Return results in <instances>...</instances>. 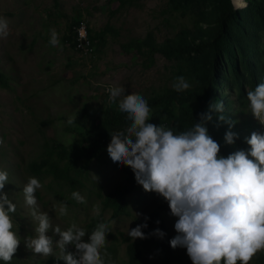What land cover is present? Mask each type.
<instances>
[{
    "label": "rangeland",
    "instance_id": "374dc122",
    "mask_svg": "<svg viewBox=\"0 0 264 264\" xmlns=\"http://www.w3.org/2000/svg\"><path fill=\"white\" fill-rule=\"evenodd\" d=\"M242 2L237 7L232 0H0V17L8 21V35L0 36V72L8 84V88L0 85V171L8 173L2 191L16 205L11 215L13 231L20 237L10 264H45L51 257L34 254L25 247V238L34 237L38 225L31 215L32 206L25 203L23 187L29 177L42 185L35 192L36 211L47 213L52 227L58 226L61 231L75 223L86 231L82 239H88L99 223L93 208L100 205V222L110 227L102 249L110 254V258L105 257L110 264H128V242L124 238L135 219L145 220L164 201L154 192H145L129 167L114 164L107 147L95 160H77L70 171L71 185L57 182L52 175H34L28 168L29 162L44 154L45 140L77 145L80 137L73 130L79 118L84 116L90 122L118 108L117 103L108 102L109 87L121 86L125 95L134 92L158 103L165 98L167 101L151 106L150 119L166 106L167 112L155 124L179 134L188 129L181 130L177 118L184 108L196 105L195 100L182 95L202 92L211 80L205 113L211 103L222 102L223 114L235 122L231 131L238 134L231 145L224 139L217 140L219 154L221 147L234 152L244 145L248 150L250 134L264 133V125L252 116L246 98V92L264 80V18L251 5L259 6L264 16V0ZM231 7L241 16L221 24ZM81 19L88 23L93 36L102 34L91 55L69 44L68 38ZM51 29L58 33L59 46L49 44ZM163 48L174 53L165 55L159 50ZM179 76L185 77L189 89H173ZM70 116H76L71 126L66 123ZM211 121L217 123L216 113ZM221 125L224 134L228 125ZM127 180L134 182L133 188L126 194L124 210L113 216L112 207H106L104 201ZM74 191L87 202L75 201L71 195ZM61 204L67 205L64 216L59 215ZM159 212L176 235L177 218L170 214L169 207ZM52 227L46 235L53 241L52 256H59L56 242L60 237ZM65 250L76 252L73 245H66ZM144 256L152 263L160 260L154 249L144 251ZM0 264L5 262L0 260Z\"/></svg>",
    "mask_w": 264,
    "mask_h": 264
},
{
    "label": "clouds",
    "instance_id": "9594fccd",
    "mask_svg": "<svg viewBox=\"0 0 264 264\" xmlns=\"http://www.w3.org/2000/svg\"><path fill=\"white\" fill-rule=\"evenodd\" d=\"M7 35L8 21L0 17V36ZM49 44L54 47L60 44L54 29L50 30ZM172 87L182 92L190 84L179 76ZM107 92L109 104L117 103L130 122L124 131L110 134L107 154L114 164L129 167L135 182L145 192H154L167 202L170 214L177 218L176 235L169 241L170 247L186 249L192 264H221L222 260L223 264L237 261L249 264L257 252L264 250V133L250 134L246 140L248 150L239 149L222 156L220 144L206 126L216 113L217 125H228L224 142L231 145L238 138L231 131L235 122L223 114L222 102L211 103L209 111L201 113L190 129L174 134L163 125L149 123L151 109L142 95L134 92L125 95L121 86L109 87ZM246 98L252 116L264 125V80L254 90H248ZM75 120L76 116H70L66 123L71 126ZM7 183L8 173L0 171V260L10 264L20 237L13 231L11 214L16 212V205L2 191ZM41 187L33 177L23 187L25 203L32 206L31 215L38 222L35 236L25 238V247L34 254L53 257V241L46 235L52 227L49 216L35 209V192ZM71 195L80 204L87 202L79 192ZM93 211L99 216L100 205H95ZM66 214L67 205L61 204L59 215ZM146 227V222L138 224L128 231V236L133 241L146 239L142 231ZM52 230L60 237L56 246L64 264H110V259H105L110 254L102 252L106 234L110 232L108 223H97L86 242L82 239L86 231L75 223L64 231L58 226ZM154 234L160 238L165 235L158 228ZM66 245H73L75 254L66 252Z\"/></svg>",
    "mask_w": 264,
    "mask_h": 264
},
{
    "label": "trees",
    "instance_id": "16d2710c",
    "mask_svg": "<svg viewBox=\"0 0 264 264\" xmlns=\"http://www.w3.org/2000/svg\"><path fill=\"white\" fill-rule=\"evenodd\" d=\"M233 4L239 7L243 4L242 0H232ZM251 2V0H250ZM252 7L259 13L260 18L263 20L264 16L261 14L262 10L259 6L251 3ZM227 16L222 17L221 24L229 20L231 17H239L241 14L239 10L232 8ZM78 23V21H77ZM76 23V24H77ZM75 24V25H76ZM223 32V27H222ZM89 38L94 46L97 41V37L102 34L92 35L90 27L88 29ZM73 36L72 33L70 45L73 46ZM228 37H224L225 40ZM95 49V48H94ZM165 55H171L174 51L168 48L159 49ZM216 53L219 55L220 50L217 49ZM214 56V62L216 61ZM216 63V62H215ZM0 85L4 88H8V84L4 78V75L0 72ZM211 80L208 81V85L203 89L202 92H190L188 94H183L184 99L195 100L196 105L193 108H184L182 110V116L177 118L181 130H186L191 128L196 122L199 121V115L205 113L208 103L210 101L211 94ZM147 100V99H146ZM162 101H167L165 98L159 99ZM160 102V103H161ZM148 106H158L156 100H147ZM168 108L166 106L160 107L158 111L154 112L152 118L149 119V123H156L162 115L167 112ZM86 117L82 116L77 120V125L74 127V134L79 135L78 144H69L68 146L56 143L52 139L45 140L42 144L44 148V154H42L39 160H34L29 162L28 168L34 175L48 174L52 175L54 180L59 183H73V176L70 171L75 168L77 160L82 162H89L95 160L99 151L107 147L110 142L111 136L118 131H124L130 122L126 119V114L119 111L118 108H114L108 113H105L101 118H97L88 122ZM208 132L214 140H223L224 128L221 124L219 126L215 122L207 123ZM241 149L246 150L244 145L240 146ZM222 156H227L232 153L229 148L221 147ZM67 160V163L63 165L61 162ZM134 182L127 180L119 184L114 190L108 194L107 199L104 201L106 207H112L113 216H118L125 207L126 194L133 188ZM168 207L166 201L159 204V208L154 210L147 218V220L135 219L133 228L138 224L147 223V227L143 228L146 239L131 240L127 235L124 241H127V258L128 264H192L191 260L186 254V249L177 247L175 249L171 248L169 241L175 236L170 228L164 223L159 210H164ZM98 222L101 221V214L98 216ZM159 221V223H157ZM160 229L165 235L160 238L154 234L155 229ZM85 242L88 239H83ZM154 249L159 255L160 260L157 263L150 262L145 256L144 251H149ZM60 256L49 257L46 260V264H64V261L59 258ZM253 264H264V251H259L252 259Z\"/></svg>",
    "mask_w": 264,
    "mask_h": 264
},
{
    "label": "built area",
    "instance_id": "2783aa9c",
    "mask_svg": "<svg viewBox=\"0 0 264 264\" xmlns=\"http://www.w3.org/2000/svg\"><path fill=\"white\" fill-rule=\"evenodd\" d=\"M88 29L89 25L83 19L79 20L74 26V41L72 47L76 51L85 55H91L94 52V46L92 45V42L89 38Z\"/></svg>",
    "mask_w": 264,
    "mask_h": 264
},
{
    "label": "bare ground",
    "instance_id": "6f19581e",
    "mask_svg": "<svg viewBox=\"0 0 264 264\" xmlns=\"http://www.w3.org/2000/svg\"><path fill=\"white\" fill-rule=\"evenodd\" d=\"M233 2V1H232Z\"/></svg>",
    "mask_w": 264,
    "mask_h": 264
}]
</instances>
